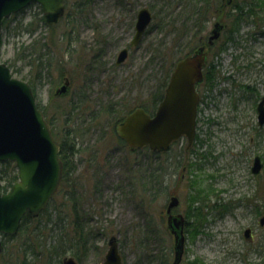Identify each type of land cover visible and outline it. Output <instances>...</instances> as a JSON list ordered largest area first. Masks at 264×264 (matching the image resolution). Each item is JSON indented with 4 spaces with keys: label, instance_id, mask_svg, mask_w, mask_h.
Instances as JSON below:
<instances>
[{
    "label": "rangeland",
    "instance_id": "obj_1",
    "mask_svg": "<svg viewBox=\"0 0 264 264\" xmlns=\"http://www.w3.org/2000/svg\"><path fill=\"white\" fill-rule=\"evenodd\" d=\"M79 1L66 0V16L57 24H51L54 29L47 27L49 21L42 7L39 4L31 5L6 21L0 44L1 60L9 65L15 78L32 86L37 103L46 114L58 141L62 142L64 134L67 138L68 134L70 138L75 137L73 142L82 151L75 159L83 160H80V173L76 174V181H72L71 186L76 188L77 185L82 193L88 189H92V192L97 181L101 186L99 196L102 203L91 201L92 196L84 199L85 195L80 196L84 203H93L90 206L103 213L102 217L95 214L89 223L97 233L96 238L94 233L89 235L87 250L80 255L81 261L71 254L66 258L74 257L77 264H103L111 236L118 238L124 264H149L146 257L148 250L153 255L163 257L156 233L152 231L147 234L146 227L167 228V207L173 196L180 199L173 213L186 217L190 195L195 188H199L202 194L208 193L206 203L209 207L204 210L207 221L202 234L193 236L186 232L181 264H264V227L259 225L264 213H254L257 204L264 208V167L260 175H254L251 171L256 156H260L264 164V126H259L257 112V105L264 96V0H257L253 4L257 15L247 17L239 24L233 21L236 14L234 4L245 3L246 6L241 7H244L246 14L245 11H250V0H235L230 8L224 9L222 21H227V30L221 42L227 41L232 27L239 30L231 35L233 41L227 44L220 42L209 51L213 56L216 77L211 87L209 83H203L199 88L201 104L196 142L188 152L182 151L187 149L188 143L185 142L183 146L179 145L160 156L164 162L162 166L168 170L165 187L163 192L161 189L154 196L145 193L142 207L132 198L130 181L133 177L130 172H148L149 151H131L124 146L116 128L114 131L113 126H109L110 120L99 119L102 125L94 127L84 115L87 110L83 115L80 113V124L75 119L78 116L79 97L82 96L88 100L86 106L96 111L101 105L109 103H114L121 110L124 103L130 106L136 101H150V90L163 70L168 71L171 63V57H166L165 61L159 57L148 64L153 55L147 45L151 41L158 43L163 33L150 30L141 46L132 50L124 64L118 66L115 61L122 47L127 46L134 37L139 9L148 7L152 11L154 26L156 10L158 12L161 6L156 0H131L135 11L129 12L125 9V1L120 6L119 0H94L92 12L86 16L88 21L80 22V16L74 10ZM229 13L232 15L230 19ZM160 14L163 15L164 10ZM75 15L78 40L64 36L66 31L71 30L68 28L69 18ZM217 21L219 18H212L207 30H212ZM93 25H100L101 30L94 29ZM98 36L107 41L105 45L103 43L107 54L105 60L98 58L95 61L93 47L98 49L102 44L88 48V43ZM34 39L47 43L49 57L42 50L44 57L41 59V62L46 59L49 63L46 68L44 65L41 68L35 66L38 62L33 57L37 53L31 45ZM69 39L73 43L67 45ZM170 40L171 36H168L166 41ZM223 44L225 48L219 51ZM162 63L164 68L161 71ZM92 65L95 70H90ZM151 72L156 77L149 82L147 77ZM134 75L138 77V82L142 81L146 86H136L131 92L130 82ZM66 78L70 80L68 93L56 95ZM123 97L125 101H122ZM101 128L106 130L105 137ZM88 145L94 146L89 148L92 154L83 152ZM174 155L183 157L174 160L171 158ZM139 163L143 167L139 168ZM189 163L194 166L189 167ZM154 185L156 192L159 185ZM71 186L66 185L64 191L56 195L46 215L48 217L45 216L51 219L49 227L55 228L53 233L47 234L48 242L58 238L60 229L72 219L69 193L74 189ZM257 193L261 194L260 198L254 200ZM84 219L82 215L80 224L85 223ZM248 227L253 228L252 241L244 237ZM141 240L145 243L141 244ZM164 244L169 254L168 264H172L175 239L171 233Z\"/></svg>",
    "mask_w": 264,
    "mask_h": 264
},
{
    "label": "water",
    "instance_id": "obj_2",
    "mask_svg": "<svg viewBox=\"0 0 264 264\" xmlns=\"http://www.w3.org/2000/svg\"><path fill=\"white\" fill-rule=\"evenodd\" d=\"M233 0H228L231 4ZM39 3L51 22H57L65 14V0H0V35L4 18L18 13L31 3ZM152 21L149 9L138 13L136 34L132 45H138ZM223 25L217 22L209 42L219 39ZM124 48L117 57V65L128 58ZM206 61L204 48L194 55L180 60L171 75L164 100L154 116L144 109H136L121 122L117 131L132 151L149 147L155 152L169 150L171 145L187 137L191 146L196 137V125L200 95L197 83L203 80ZM69 81L58 91L65 94ZM258 122L264 125V96L257 106ZM15 162L19 170V181L10 191L0 190V254L3 251V235L15 236L20 230L26 214L38 216L50 204L58 191L63 163L60 144L55 140L51 125L44 112L38 108L31 85L13 76L10 67L0 59V162ZM263 163L259 156L254 159L252 173L261 172ZM180 200L173 196L167 208L168 228L175 238L173 264H180L185 250V217L174 215L172 210ZM264 225V217L261 218ZM251 230L246 231V237ZM64 264H77L73 257ZM103 264H123L116 237L109 241V250Z\"/></svg>",
    "mask_w": 264,
    "mask_h": 264
},
{
    "label": "trees",
    "instance_id": "obj_3",
    "mask_svg": "<svg viewBox=\"0 0 264 264\" xmlns=\"http://www.w3.org/2000/svg\"><path fill=\"white\" fill-rule=\"evenodd\" d=\"M94 0H80L77 3V7L75 6V14L77 16H80V22L88 21L87 17L92 12V7ZM257 0H250V11H245L246 14H244L243 10L244 7H241L243 5H239L238 2H236L235 8H236V14L233 18V21H235L237 24H239L242 20H244L247 17H251L254 15H257L254 8V2ZM122 2L123 0H119L118 3ZM156 2L161 6V8L156 10L155 15V25L152 27L151 30H155L156 32H162L163 36L161 37L160 41L158 43L149 42L148 43V49L151 51L153 57L150 58L148 64H151L155 61V58L162 59L163 61L166 60V57H171L170 59V66L168 68V71L166 69L163 70V63L162 69L163 73L161 77L157 80L156 85L153 89L150 90L151 99L148 102H134L130 106L124 103L123 109L117 108L114 103H109L108 105L104 106L101 105V107L96 111L89 108V106H86L88 103V100L85 96L80 97V113L84 114L87 110L88 113H90V118L88 121H91V125L98 126L99 119L105 118V120H110L109 126H113L114 131L116 126L128 115L131 113L134 109L141 106L144 107L146 111H149L150 104H156L160 102L164 96L165 88L167 87L170 75L172 70L174 69V66L177 61L180 59L193 54L197 49H199L202 45H206L209 50H212L215 48V45L217 46L218 43L222 41V39L225 38V33L223 37L215 43L214 46H211L209 44H205L201 41V38H206V32L208 25L212 18H219V20L222 21V15L221 9L222 1L218 0H156ZM257 5V4H255ZM161 10H164L163 15H159ZM73 16L72 18H69V27L71 30L66 31L65 37H74L78 40V32H77V23L78 20L76 19L77 16ZM232 15L228 14V19H230ZM227 24V21L224 22ZM47 27L50 29V25L47 24ZM94 29L100 31L101 26L99 25H93ZM100 29V30H99ZM235 26L231 29V35L238 31ZM76 34V35H75ZM229 36L227 41L226 39L223 40L225 44L228 43V41H233V37ZM168 36H171L170 42L166 41V38ZM102 40L100 41H92L91 44H102V47L98 46V49H95L93 46V52L95 53L93 55H97L101 50L105 49L104 45L106 44V40L101 37ZM68 39V38H67ZM70 40V39H69ZM72 39L67 43V45L71 44ZM100 42V43H99ZM221 42V44L223 43ZM73 43V42H72ZM104 43V45H103ZM31 45L34 47L33 50L36 54L34 58V61H37L38 64L35 66L42 67L44 65V68L48 66V62L45 59L44 62H41L42 57H44V54H46L47 57H49V52L47 51V43L42 42V40H35L31 43ZM221 46V45H220ZM30 45H28V48ZM27 48V47H26ZM224 44L222 47H220L219 51H223ZM228 50V47H226ZM46 49V50H45ZM44 50V54L42 53ZM33 54V53H32ZM97 58H95V61ZM43 63V64H42ZM35 64V63H34ZM100 66V65H99ZM96 68L94 65L90 68V70H95ZM143 72V69H142ZM142 72L140 73V77L142 76ZM147 77V80L151 82L152 79H154L156 76L151 72ZM204 76L206 83H209L211 87L212 81L216 77V73L214 71V64H213V57L211 59L209 58L206 62L205 68H204ZM141 83V84H140ZM146 84V81H145ZM144 87V83L138 82V77L133 76L130 82V88L129 91L132 92L134 88ZM127 97V96H126ZM125 97L122 98V101H125ZM128 101H130L128 99ZM77 103H75V106ZM122 105V104H121ZM120 105V106H121ZM39 108L42 109L41 105L38 103ZM103 106V107H102ZM114 106L117 108L115 109ZM43 110V109H42ZM86 112V113H87ZM117 116V117H116ZM85 123V119H82ZM88 125V126H91ZM102 125V124H100ZM107 125L104 124V127L106 128ZM103 129V128H101ZM106 130L103 129V135L105 137ZM69 136V135H68ZM75 136V135H74ZM198 137V135H197ZM74 138H70V136L67 138L66 136L63 137L61 145V152L60 156L63 161L64 165V171H63V181L60 187L59 192L64 191V188L66 185L71 186L72 181H76V172H77V159L75 157L77 156L79 149L76 146V142ZM121 140V138H120ZM122 141V140H121ZM124 146H127L124 141H122ZM180 145V142H177L173 145V148ZM93 145H88L87 148H93ZM170 149V150H171ZM192 149V148H191ZM149 151V165H148V172H144L142 170H138V172H130L132 174V179L130 181L132 190L131 195L134 201H138V205L142 207V200L145 197V193L149 192L151 195L154 196V194L161 191L163 192V187H165V175L168 172V170L162 166L164 162L161 160L160 156L162 153H154L150 151L149 149H146ZM88 152L87 150H85ZM184 152V150H182ZM82 151L80 150V153ZM168 153V152H167ZM166 154V153H165ZM183 157V155H174L171 158L176 160ZM97 159V158H96ZM136 163V161H133ZM132 162V164H133ZM155 162V163H153ZM126 164H129L127 162ZM139 168L143 167L142 163H139ZM179 165V164H177ZM194 166L192 163H189V167ZM129 168V167H128ZM131 170V167L129 168ZM150 170V171H149ZM145 174H148L145 176ZM19 181V173L17 165L11 161L8 162H0V189L4 192H7L16 182ZM142 181V182H141ZM140 182V183H139ZM96 182L93 191L92 189L86 190L85 193L80 192L76 188H72L73 191L69 193L70 195V203H71V215L72 219L69 220L68 225H64L59 233L57 234L58 238H55L53 241L48 242L47 237L48 233H53L54 229L53 227H49L50 220L49 218H45L47 214H49L50 207L47 210H45L40 216L34 217L30 214H27L22 221L21 228L19 233L16 236H4L3 237V243H4V250L3 253L0 255V264H64V258L68 256V254H71L72 256L76 257L77 259H81L80 255L85 254L87 247H88V237L91 233H94L96 238V232L93 228L90 227L89 223L93 220L94 215H99L102 217V214L100 210L95 209L91 207L90 205H93V203L83 202V199L88 196H92L90 198L93 202H101V186L97 184ZM153 183H155L154 186L159 185L156 189V192L153 190ZM149 185V188L147 187ZM195 185V184H193ZM261 187L259 188V190ZM258 190V191H259ZM58 192V193H59ZM81 195H85L83 199L80 197ZM157 195V194H156ZM261 194H255L254 200H257L260 198ZM207 194H202V190L199 188H195L193 193L190 195V202H189V209L186 212V232L188 234H192L193 236H198L202 234L203 228L205 226V223L207 221L206 213L204 210L209 207V204L206 203V197ZM139 199V200H138ZM89 203V204H88ZM227 206V205H224ZM228 207V206H227ZM262 206L257 204L255 212L257 215L264 213V208H261ZM82 215L85 223L80 224V218L82 219ZM48 217V216H46ZM45 218V220H44ZM90 218V219H88ZM54 225V223H52ZM57 225V224H55ZM160 226H163L161 224ZM164 227V226H163ZM89 228V229H88ZM148 233L154 231L156 233V236L160 242L161 249L160 254H162L163 257H160L158 255H153V253H150L148 250V253L146 254V257L149 259V264H168L169 263V257L168 253L166 251V245L164 244L166 237L170 234L169 229L164 227L161 229V227H151V225H148L147 227ZM149 236V235H148ZM146 241L148 240L145 238ZM141 244H144L145 241L141 240ZM157 257V258H155ZM81 261V260H80Z\"/></svg>",
    "mask_w": 264,
    "mask_h": 264
},
{
    "label": "flooded vegetation",
    "instance_id": "obj_4",
    "mask_svg": "<svg viewBox=\"0 0 264 264\" xmlns=\"http://www.w3.org/2000/svg\"><path fill=\"white\" fill-rule=\"evenodd\" d=\"M125 1V2H124ZM222 1H224V0H222ZM227 0H225V2H226ZM123 2H124V6L126 7L125 9H127L129 12H134L135 10L133 9V3L131 2V0H123ZM119 5L120 6H122L123 5V3L122 2H120L119 3ZM226 6V5H225ZM230 7V5H227L226 6V8H229ZM223 11H224V7L221 9V12L223 13ZM138 13H139V11L137 12V19H138ZM221 13V14H222ZM136 23H137V20L135 21V28H136ZM149 32V30H147L146 32H145V34H144V36H143V38H142V40L140 41V43L138 44V45H132L131 44V42H132V39H131V41L129 42V44L127 45V46H123L122 48H128V50H129V56H130V53L132 52V50L134 49V48H139V46H141V44H142V42H143V39L145 38V36H146V34ZM211 32V31H210ZM209 33V30H207V32H206V36H207V34ZM135 34V33H134ZM101 36V35H100ZM100 36H98V37H96L95 38V40H93V42L94 41H100L101 42V40H102V38L100 37ZM209 36H210V33L208 34V36L206 37V38H201V41L202 42H204L205 44H207L208 43V40H209ZM92 42V41H91ZM91 42H89L88 44V48H90V47H92V45L93 44H91ZM99 42V43H100ZM202 46H204V45H202ZM95 54V53H94ZM106 54H107V51H105V49H103V50H101L96 56L94 55V58H102L103 60H105V57H106ZM128 56V57H129ZM117 57H118V55H117ZM116 61H117V58H116ZM116 61H115V64L117 65V63H116ZM126 62V61H125ZM125 62H123V64L125 63ZM122 65V64H121ZM119 66V65H118ZM135 76V75H134ZM171 77V76H170ZM131 78H133V76L131 77ZM204 79H205V76H204ZM203 79V82H201V83H199V86H197V90H198V92L201 94V92H200V90H199V88H200V86L203 84V83H206V81ZM66 80H68L69 81V86H68V90H67V92L65 93V94H67L68 93V91H69V87H70V80L68 79V78H66L65 79V81H64V84L66 83ZM169 80H170V78H169ZM59 90V89H58ZM58 90L56 91V95H59L58 94ZM62 95H64V94H62ZM165 95H166V88H165V93H164V96H163V98H162V100L160 101V102H158L157 103V105L156 104H153V106H152V108H150L149 109V111H147L148 113H150V114H154L156 111H157V109H158V107H159V105L161 104V102L164 100V98H165ZM79 99H80V97H79ZM78 104H80V102L78 103ZM136 109H144L145 110V108L144 107H141V106H139V107H137ZM136 109H134V110H136ZM77 112H78V116H77V118L75 119L76 121L78 120L79 121V124H80V105L77 107V110H76ZM83 115V114H82ZM84 115H86V117H88V120H89V118H90V113H85ZM78 124V125H79ZM199 123L197 124V128H196V135H197V133H198V131H199ZM94 127H96L95 125H93ZM52 129H53V127H52ZM116 129H117V127H116ZM53 132H54V135H55V138L57 139V137H56V133H55V131H54V129H53ZM69 135V134H68ZM64 136H66L65 134H64ZM63 136V137H64ZM67 137V136H66ZM69 137V136H68ZM58 140V139H57ZM126 143V142H125ZM182 144V146L185 144V143H181ZM88 147V146H87ZM87 147H84V150H83V152H85V150H87V151H89V153L90 154H92V152H90V149L89 148H87ZM191 147H189V146H187V149H184V152H188L189 151V149H190ZM79 154H80V150H79V152H78ZM96 154V153H95ZM81 161L83 160L82 158L80 159ZM80 160H78L77 161V165H78V168H77V172H76V174L78 173H80ZM260 175V174H259ZM247 204H251V203H247ZM252 205V207H255V205L254 204H251ZM256 209V208H255ZM254 213L255 214H257L256 212H255V210H254ZM260 215V214H259ZM264 215H262L261 217H260V219H259V225H260V227H264V225H262L261 224V218L263 217ZM248 229H250L251 230V233H250V236H248V237H246V231L248 230ZM244 237H245V239H247V240H253V238H254V235H253V228H251V227H248V228H246L245 229V231H244Z\"/></svg>",
    "mask_w": 264,
    "mask_h": 264
}]
</instances>
